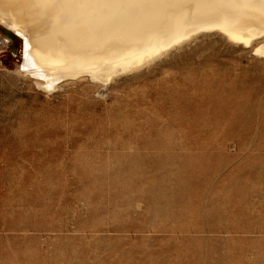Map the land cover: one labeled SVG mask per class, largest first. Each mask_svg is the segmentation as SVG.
<instances>
[{"label": "rangeland", "instance_id": "1", "mask_svg": "<svg viewBox=\"0 0 264 264\" xmlns=\"http://www.w3.org/2000/svg\"><path fill=\"white\" fill-rule=\"evenodd\" d=\"M1 22L0 264H264L255 42L212 30L45 89Z\"/></svg>", "mask_w": 264, "mask_h": 264}, {"label": "bare ground", "instance_id": "2", "mask_svg": "<svg viewBox=\"0 0 264 264\" xmlns=\"http://www.w3.org/2000/svg\"><path fill=\"white\" fill-rule=\"evenodd\" d=\"M0 21L24 40L21 67L50 89L106 83L212 30L264 54V0H0Z\"/></svg>", "mask_w": 264, "mask_h": 264}]
</instances>
